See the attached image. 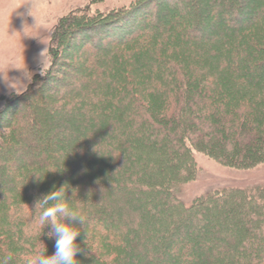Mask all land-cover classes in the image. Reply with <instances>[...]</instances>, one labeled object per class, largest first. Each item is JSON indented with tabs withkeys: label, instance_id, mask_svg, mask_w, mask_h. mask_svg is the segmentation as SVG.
I'll list each match as a JSON object with an SVG mask.
<instances>
[{
	"label": "trees",
	"instance_id": "1",
	"mask_svg": "<svg viewBox=\"0 0 264 264\" xmlns=\"http://www.w3.org/2000/svg\"><path fill=\"white\" fill-rule=\"evenodd\" d=\"M221 1L222 14L219 15L224 22L217 18L213 25L221 28L226 16H229L232 29L246 27L235 32L250 35L249 40L261 45L264 54V11H261V19L254 22V14L248 18L250 6L256 5L254 1L219 0L218 3L221 4ZM167 2V7L164 3H157L158 9L147 14L156 18L157 14L164 12V16L152 20L150 26H161L174 6L183 0ZM193 11L190 14L196 13L195 9ZM147 15L144 14V22ZM83 17L70 16L60 20L51 36L50 56L57 55L56 59L62 54L59 40L70 35L73 25H96L91 15L83 14ZM246 20H251L249 27L244 24ZM180 21L183 19L180 18ZM207 21L194 17L189 30L191 38L201 37ZM168 22H165L164 28H169L171 33L165 36V42L174 41V44L180 45L171 53L167 52L166 57L160 56L162 48L156 49L157 37L153 39V30L149 31L147 27L144 31L140 30L143 31V46L127 51L135 41L128 40L143 25L131 27L123 40L111 33L109 39L114 43L110 45L100 41L84 44V48H92L91 54L95 55L89 60L88 73H85L94 91H85L87 84H84L78 89L85 95L84 100L81 101L79 96L73 98L70 93L64 96L68 108L75 105V99L81 101L75 111L63 106L58 109L49 102L50 107L54 106L55 113H65L58 112L53 117L46 114L47 121L41 122L31 109L32 102L28 110H23L29 111L31 121L27 123L22 118L10 137L20 141L30 139L41 144L39 149L21 147L18 155L13 153L15 147H0V155H6L5 160H9L7 156L12 157L14 162L16 160L12 169L7 166V161L2 162L10 175L0 177V259L11 255L10 264H24V254L42 252L44 248L47 255L55 252V239L47 235L50 226H45L41 232L33 223L41 211L39 208L34 211V206L42 196L65 185L70 203L86 217L83 225L76 224L80 229L76 243L82 249L76 257L79 264H264V186L208 193L187 207L171 190L172 183L159 186L155 182L167 172L177 179L174 188L181 181L195 178L194 151L236 169H250L264 164V151L259 157L258 153L246 147L247 142L243 141L242 151L235 141L236 135L244 128L255 131L264 125V115L259 111L264 106V92L261 93L264 90V73L260 71L264 68V58L261 65L250 62L249 55H253L255 49L245 45V51H240V54L236 51L221 62L199 59L201 56L196 54L195 49L192 51L187 41L181 43L177 37L173 30V25L178 26L177 22L172 20L173 25H168ZM117 25L112 21L109 27ZM136 27L139 29L136 30ZM54 44H57L56 47ZM120 65L128 67L129 71L144 73L146 80L141 82L140 90L153 94L150 95L152 97L163 96L164 101L171 103L172 110L163 118H168L169 123H155L151 110L134 95L130 81L120 78ZM213 66L218 72L212 70ZM238 70L239 75H236ZM149 73L152 76L147 79ZM35 78L25 93L0 111V122L10 115L11 107L20 109L22 105L19 107V104L27 95L43 94L50 86L65 87L69 83L61 79L53 84L55 79L52 78L51 82L41 84ZM229 79L234 80L235 91L258 93L237 106L229 103L234 99L233 95H227L225 101L220 100L219 93L230 88ZM111 84L118 87L120 98L116 108L114 106L115 111L103 113L97 107L113 100L108 94ZM198 84L205 94L203 103H199L204 109L202 114L196 112L195 105L192 106ZM67 97L71 98L70 101ZM171 99L175 101L173 105ZM85 106H88V112L83 115ZM34 119L37 123L33 122ZM77 119H81V123ZM220 119H224L225 125L218 123ZM92 121L94 123H90ZM107 124L109 128L105 127ZM213 132H221V138H218L221 141L210 138ZM52 133L62 137L60 141L54 142L47 137ZM67 137L72 138L73 146H65ZM240 138L244 140L246 136ZM155 145L158 150L154 149V154L149 156L150 149ZM146 146L149 150L144 148ZM30 155L35 163L28 159ZM2 163L0 160V166ZM37 163L46 164L54 174L50 178L60 180L54 188L42 191L35 187L38 183L43 187L44 178L40 176H45V173L36 171L39 169ZM98 191L103 193V197L96 196ZM133 192L146 195L148 203L145 205L137 200L138 196ZM127 222L131 228L123 225ZM10 233H15V242L8 239ZM81 234L99 240L104 253L101 248L85 242V238L81 239ZM14 248L21 253L15 254Z\"/></svg>",
	"mask_w": 264,
	"mask_h": 264
},
{
	"label": "rangeland",
	"instance_id": "2",
	"mask_svg": "<svg viewBox=\"0 0 264 264\" xmlns=\"http://www.w3.org/2000/svg\"><path fill=\"white\" fill-rule=\"evenodd\" d=\"M218 1L219 0H183V2L174 6V10H171V15L164 20V23H161L163 26L153 25V28V26H150V24L152 20L155 19V17L148 15L154 13V11L158 9V6H156L157 3H161V5L164 3V5L166 4L165 6L167 7V0H0V111L5 107L7 108L10 101H13L19 95L25 93L31 85L34 77H37L35 78V81H39L41 84H47L48 82H51L52 78L55 79V82L53 80V84H55L57 80H61L63 77L66 78V80H68L70 83H68V85L65 87H58L57 85H55V87L50 86V88L43 94H35L31 96L27 95V97L24 99V102L19 104V107L22 105L20 109H16V106L15 108L11 107L10 109L12 110L10 115L7 118H2L0 122V147H15L13 151L14 155H18L19 148L25 146H34L39 149L41 143H36L33 140L25 138L21 139V141L20 139L13 140V138L10 137L17 128V122H20L22 118L23 120H26L27 123L31 121L29 111L27 113L23 110H28V107L32 102L33 108H30L32 110L34 109L37 118L39 117L41 122L42 120L47 121L46 114H50L51 117H53L54 114H57L58 112L65 113L63 111H57V113H55L53 109L54 106H57L58 109L63 106L69 109V111H75V109L78 108L77 105H79V103L84 100L85 96L82 91H79L78 89L84 86V84H87L85 91H94L92 84L88 82V78H85V73H88L89 60L95 55L91 54L92 48L89 49L88 47L85 49L84 44H87L88 42L90 44L94 43L95 41H100L102 43L106 42L105 44L110 45L111 43H114V41L109 39V34L115 33V35L118 36L117 38H121L123 40L125 38V33L129 32L133 26L138 25L140 27V25H143V23H147V28L149 31L153 30L152 38L154 39L157 37L155 45L156 49L162 48V54L160 55L161 57H166L168 55L167 52L171 53L172 50H176V48L180 45L179 44L177 46L174 44V41L165 42V36L169 35L171 30L167 27L164 28V24L166 21H169L168 25H173L171 22L173 20L178 24V26L173 25V30L178 35L177 37L180 39L181 43L184 40L187 41L191 46V50L193 51L195 49L196 54L201 56L199 59L205 58L206 61H211L213 63L216 61L221 62L223 60H227L229 56L233 55L236 51H238L239 54L240 51H245L246 45V47L252 50L255 49V51H253V55H249L250 62L258 64L260 63L261 65L262 58H264V54L261 52V50H263L261 45L250 41V35H242L241 33H238L242 30H245L246 27L241 28V30L232 29V22L230 23L229 16H226V22L222 25V27L220 26L221 28L218 26L215 27L213 25L215 19L217 20V16L215 15L220 16L222 14L220 13V9H222L223 2L221 1L220 4ZM249 1H254L256 5L255 7L250 6L248 18L254 14V22H257L259 19H261V11H264V0ZM159 8L163 9L164 6H159ZM193 9L196 10V13L190 14V12H194ZM83 14L91 15V17L95 19L94 21L96 25L94 23L90 26L83 24L81 25V23L78 25H73V27L70 29V35L59 40L60 44L58 46L62 50V54H60L58 58L54 59V57L57 55L50 56V47L53 45L51 36L54 28L63 18L75 16L81 19ZM144 14H148L145 22ZM194 17L195 19H197V17H202L208 20L206 23V29L203 31V33H200L201 37L199 39L191 38L192 34L189 32L190 28L192 27ZM114 18L117 20H113ZM180 18L183 19V21H180ZM103 19H105V22L99 23V21ZM112 21L114 23L117 22L118 25L109 27V24ZM250 21L246 20L244 24H247L249 27L248 23ZM142 27H144V25L141 26V29L136 27V30L139 29L136 31L137 34L132 39H129L128 42L135 41L132 43L131 47H128L127 51H131L141 45L143 46L144 37H142V33L144 30L142 32L140 31L142 30ZM155 31L156 33H154ZM156 34L158 35L155 36ZM112 36H114V34ZM56 45L57 44H54V47H56ZM132 46L134 47L132 48ZM42 51L43 53L41 54ZM175 62H177L178 65L180 64L178 60H175ZM63 63L72 67V69L70 68V76L64 75ZM56 67L57 70L55 72ZM212 70L214 72H218L217 68L214 66L212 67ZM260 71L261 73H264V68H261ZM119 73L120 78L123 81H130L132 84L131 87L133 93L135 96H137L138 101L142 104H145L146 108L151 110L155 119V123H169L168 118H163L165 117V114L170 113L172 110V107H170L171 103L169 104L168 102L164 101L163 96L152 97L150 95L153 94H148L145 90H140L139 86L141 82L146 80L144 73L129 71L128 67L122 65H120ZM236 75H239V70L237 71ZM150 76H152V74L149 73L147 79L151 78ZM43 81H46V83H43ZM228 83L230 84V88L221 91L219 93V99H223V101H225L227 95H233L234 99L229 102L233 104V106L239 105L240 103L246 101L249 96H253L258 93L253 91L251 92L249 90L246 91V93L235 91L234 80L229 79ZM198 85L196 86L197 90L195 91L192 106L195 105L196 112L202 114L204 109L199 103H203L202 100L205 94L201 86ZM109 87L108 94L111 95L113 100L111 99V103L108 101L107 103H102L97 107L98 111L103 113L115 111L114 106L118 102L117 100L120 98L118 87L114 84H111ZM250 88H252L251 85ZM263 92L264 90L261 93ZM69 93L73 95V98L79 96L82 99L81 101H77L75 99V105L68 108L66 106L67 103H65L66 100L64 101V96L66 94L69 95ZM197 95L199 96L197 97ZM61 96L63 98H61ZM67 98L68 101H70L71 98ZM197 99L200 102H198ZM49 102L54 106L50 107L48 105ZM170 102H173L172 105L175 103L174 99H171ZM87 107L85 106V108H83V115L84 113L86 114L88 112L86 110ZM259 111L264 115V106H261ZM13 112H16V114L14 115ZM12 118L14 119L12 120ZM80 120L77 119V122L81 123ZM94 120V122L97 123V120ZM35 121L36 120L34 119L33 122ZM94 122L92 121L90 123ZM218 123L225 125L224 119L218 120ZM105 127L109 128V124H107ZM44 129L49 131L47 128ZM220 133L221 132L214 134L213 132L209 136L213 139V141H217L218 138H221ZM237 136H246V138L242 140L243 138L239 139ZM47 137L54 142L60 141L62 138L60 136H55L54 133L50 134V136L48 135ZM66 141L67 144L65 143V146H73L72 138L67 137ZM235 141L239 150L243 151L242 143L244 141L247 142V148H250L251 150L258 153L259 157L262 156L261 154L264 151V125L255 131L254 129L244 128L242 133L236 135ZM158 143L159 142H157V144ZM144 148L148 149V146ZM154 149L158 150V146L155 145L150 149L148 154L149 156L154 154ZM65 150L66 149L64 148L63 151L65 152ZM221 150V152L224 153L225 149L222 148ZM7 157H9V160H5L6 155L1 154V163L7 161V166L12 169V167H15L16 160L14 162L12 157ZM28 159L35 163L32 155H30ZM194 160L197 166L195 178L188 181H181L180 183H177L175 188L174 184L176 183L177 179L173 174H170V172H167L165 176H162L160 179L157 178L155 181L159 186L172 183V189L171 187L170 189L177 193L178 198L187 207L191 206L196 199L208 193L222 191L225 189H252L256 186H264V164L250 169H236L224 166L216 159L197 151H194ZM45 165L46 164L44 163H37L39 169L36 170L37 172L40 171L41 173H45V176H40V178H44L43 187L40 183L35 185L37 189H42V191H47L50 188H54L60 181H58L57 178H50L54 174H52L51 169ZM1 166L3 167V170L0 171V177L2 178L5 175L9 176L10 173L7 172V166H4L3 163ZM40 181L42 182V179H40ZM35 187L33 186V189ZM134 194L138 196L137 200L141 201L143 204L145 203L146 205L148 203L146 200V195H141L136 192ZM96 196L103 197V193L101 194L98 191ZM66 197L68 198L67 195ZM103 208L105 207H100V209ZM117 208L118 207H115V210ZM123 225L131 228L128 222ZM7 237L8 239L12 240V242H15V233H10L7 235ZM81 239H84V241L87 243L90 242L98 249L101 248L104 253V249L101 247L102 245L99 243V240L97 241L95 238L92 239V237L88 234H81ZM13 251L15 254L21 253H18L16 248H14ZM24 255V260H26L29 255Z\"/></svg>",
	"mask_w": 264,
	"mask_h": 264
},
{
	"label": "clouds",
	"instance_id": "3",
	"mask_svg": "<svg viewBox=\"0 0 264 264\" xmlns=\"http://www.w3.org/2000/svg\"><path fill=\"white\" fill-rule=\"evenodd\" d=\"M37 208L41 211L33 223L41 232L45 226H50L47 235L50 239H55V252L47 255L46 248L42 252H33L29 254L24 264H79L76 257L82 249L76 243L77 237L80 236V229L76 224L83 225L86 217L66 197L65 185L38 199L34 211ZM11 260V255L5 256L0 259V264H10Z\"/></svg>",
	"mask_w": 264,
	"mask_h": 264
},
{
	"label": "bare ground",
	"instance_id": "4",
	"mask_svg": "<svg viewBox=\"0 0 264 264\" xmlns=\"http://www.w3.org/2000/svg\"><path fill=\"white\" fill-rule=\"evenodd\" d=\"M164 16V12H162V14L161 13H159V14H157V16H156V18H155V20H158V19H160L161 17H163ZM215 16H217L216 18H219V21H221V22H224L223 21V19H221V17L220 16H218V15H215ZM221 19V20H220ZM216 20V19H215ZM144 25V27H142V30L144 29V28H146V27H148V25H147V23H145V24H143ZM133 37V36H132ZM131 36H129V38H132ZM63 68H64V75H66V76H70L71 74H70V68L72 69V67L71 66H67L65 63H63ZM63 79L64 80H66V78H64L63 77Z\"/></svg>",
	"mask_w": 264,
	"mask_h": 264
}]
</instances>
